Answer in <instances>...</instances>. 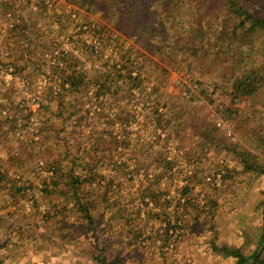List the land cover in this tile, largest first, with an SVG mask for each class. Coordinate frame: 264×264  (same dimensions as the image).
I'll list each match as a JSON object with an SVG mask.
<instances>
[{"label":"trees","instance_id":"16d2710c","mask_svg":"<svg viewBox=\"0 0 264 264\" xmlns=\"http://www.w3.org/2000/svg\"><path fill=\"white\" fill-rule=\"evenodd\" d=\"M18 1L0 0V25H5V36L10 39L0 71L10 76L12 87L5 96L7 104L0 109V115L12 136L22 139L21 148H38L36 163L42 171L40 185L36 186L38 194L47 198L46 203L53 197L67 196L71 201L70 210L74 208L85 216L83 223L102 225V246L97 244L99 239L94 235L96 243L92 247L103 254L106 246L113 243L118 248L115 254H119L107 262L102 259V263L125 264L128 256L124 245H133L138 237V246L145 245L159 232L161 236L153 244L158 245L163 264L171 263L162 252L163 247L167 248L173 237L181 235L186 227L196 226L200 219L207 217L204 208L196 214L199 206L189 195L193 191L192 180L184 184L173 208L169 206L173 200L169 190L142 181L139 196L149 200H144L143 204L148 206L150 202L163 209L165 224L150 235H134L125 242L123 235L130 234L136 227L134 223L139 213L128 211L130 207L117 212L121 204L117 198L111 202L108 193L111 185L117 186L122 180L128 181L127 192H134L136 173L147 180L150 175L160 178L172 171L176 166L172 150L184 148V135L198 137L197 140L209 148L237 153L246 171L264 169L263 158L231 142L199 113L192 104L196 92L187 90L192 96L186 108L192 113H183L185 108L180 106V97L167 95L171 103L167 98L160 101L169 69L175 67L178 56L191 67L204 48L208 51L221 41L220 49L224 53L229 51L231 57L235 55L242 63L253 53L248 47L251 41L263 40L264 43V0H64L80 11L76 12L77 20L71 17L73 9L60 0H35L24 11L39 13L46 2L59 5L60 12L57 10L41 28H33L35 24L29 17L15 11ZM122 36L132 43L121 39ZM234 42L239 44L235 52L230 50ZM80 44L81 55L74 48ZM133 44L158 60L145 61L147 65L139 61ZM149 69L156 75L153 82L145 76ZM142 74L144 76L140 77ZM248 76L254 78L241 75L231 81L236 98L262 93L258 84L264 77V69L252 68ZM80 100H86L89 106L79 107ZM92 106L98 116L108 117V112L111 113L117 126L115 131L105 133L102 128L98 130L96 124L90 128L81 125ZM139 117H150L156 126L131 131L132 122H137ZM255 119L244 118L240 122L242 129L248 131V124ZM182 120L187 121L186 128L180 126ZM154 148H159V156L152 161L149 159H154ZM41 152L43 156L39 155ZM142 154L145 162H142ZM94 158L102 159V164L89 163ZM203 170L198 172L203 173ZM8 173L0 166V191ZM209 175L210 181L216 177L213 173ZM218 175L219 181L226 178L224 173ZM98 176L100 178L96 179ZM206 176L202 182L206 181ZM94 180L96 183L102 180V188H97L95 200L85 199V193L92 191L85 185ZM31 186L30 182H22L16 186V191L23 197L27 191L34 198ZM181 197H184L182 203ZM49 210L43 211L48 219ZM210 210L214 214L215 206L211 205ZM91 213L98 218L93 221ZM151 214L146 213L147 219ZM111 223L115 224L112 230L107 226ZM118 225L122 226L120 231ZM263 238L262 234L259 244ZM157 240L160 244H156ZM146 246L151 245L146 243ZM257 249L249 256L238 247L224 246L222 251L225 256L233 257L235 264H241L254 256ZM88 253L98 256L94 250L89 249ZM252 264H264V249Z\"/></svg>","mask_w":264,"mask_h":264},{"label":"rangeland","instance_id":"374dc122","mask_svg":"<svg viewBox=\"0 0 264 264\" xmlns=\"http://www.w3.org/2000/svg\"><path fill=\"white\" fill-rule=\"evenodd\" d=\"M34 2L35 0H20L16 4L17 7L15 6V11L29 17L30 22L35 24L33 28H41L43 24L49 22L50 17L59 9V5H51L50 2H46L44 7L38 10L39 13L24 11ZM60 2L73 9L71 17L77 20L76 12L80 11L73 7L69 1L60 0ZM94 18L100 20L98 16ZM4 26V24L0 25V58L2 60L0 68L2 69L4 65L2 57L6 56L8 45H10V39L5 36ZM121 39L125 40L126 38L122 36ZM126 40L132 43L129 39ZM133 45L136 58L139 61L154 62L158 60L156 56L146 52L138 45ZM220 46H222L221 41L217 42L214 48L210 47L208 51H205L204 48V51L198 55L199 57L192 61L191 67H187L182 57L178 56L175 67L169 69L166 86L160 94V101L167 98V102L171 103L166 97L167 95L180 97V106L185 108L182 109L183 113L187 111L192 113V110L186 108V104L189 105L188 102L192 96L187 90L196 92V99L192 100V104L204 118L213 122L215 127L231 142L241 144L244 149L257 153L264 159V77L258 84L262 93L255 96L236 98L231 85V81L237 76L246 75L253 79L254 77L248 76V72L250 74L252 68L261 67L264 69L263 40L255 39L249 43L248 47L253 50V53L249 57H245L242 63L238 62L235 55L231 57L229 51L224 53ZM238 46L239 44L234 42L231 44L230 50L235 52ZM74 48L79 55L83 54L81 44ZM243 52L245 53V50ZM145 76L153 79L152 82L156 78L151 69ZM11 89L10 76L0 71V109L7 104L5 96L10 93ZM81 102L82 100L78 102L79 107L89 106L86 100ZM133 107L138 109L137 106ZM94 108L92 106L81 121V125L90 128L95 127L94 124H96L98 130L102 128L105 133L110 130L115 131L117 126L111 118V113L108 112V117L98 116ZM244 118L248 120L256 118L254 122L248 124V131H246L247 129L243 130L242 123H240ZM2 119L3 115H0V166L7 169L9 173L2 187L3 191H0V264H105L102 263V259L107 262V260H112L115 255H119L115 254L118 252V248L113 243L106 246L107 250L105 249L103 254L102 251L98 253L92 247L96 243L94 235H97L99 239L97 244L102 246V225L83 223L85 216L74 208L70 210L71 201L67 199V196H56L50 203H46L47 198L38 194L36 186L40 185L42 178V176L39 177L42 171L36 163L35 151L38 148H21L22 139L20 137L15 139L11 134V129H8L5 123L3 124ZM218 121L221 122L220 125L217 124ZM180 124L181 127L188 126L185 120L180 121ZM150 126H156L154 120H151L150 117H139L137 122H132L130 130L135 132L140 127ZM197 139L198 137L194 139L186 135L182 137L184 148L172 150L175 152L172 156L176 165L172 171L164 173L160 178L150 175L148 176L149 180L140 178L142 176L136 173L137 177L132 186L134 192H127L128 181L122 180L117 186L111 185V190L108 193L109 200L114 202L112 199L117 198L116 201L121 204L117 212L125 207H130L127 209L128 211L133 214L134 212L137 214V211L139 213L138 216L136 215L134 231L123 235L125 239L123 242H125L134 235L140 236L142 233L145 236L150 235L157 227H162L165 224L166 218L162 214L163 209L154 207V204L150 205V202L148 204L150 207L143 204L144 200H149L141 199L139 196L142 181L152 187L169 190L170 199H173L169 206L173 208L184 184L192 180L193 191L189 195L195 199L194 202L199 206L196 214H199L200 209L204 208L207 211V217L200 219V223L196 226L186 227L178 237H173L168 247H163L162 252L171 261L169 264H235L233 257L225 256L222 251L224 246L238 247L246 256H249L255 248H259L261 245L259 240L264 234L262 225L264 169L246 171L237 153L231 150L220 151L209 148ZM154 150V159L149 160L153 161L158 158L159 148H154ZM43 154L41 152L39 155L43 156ZM141 159L142 162H145L143 154ZM129 162L131 163L130 160ZM89 163L101 165L102 159L94 158ZM201 168H204L203 173L198 172ZM219 172L226 176L222 181L218 180ZM209 173L216 174L215 179L210 181ZM205 174H207L206 181L202 182ZM99 178L98 176L96 179ZM12 180L16 182L13 183ZM22 182L32 184L31 190L35 193L34 198L31 197L32 193L29 194L27 191L24 197L19 191H16V186ZM85 187L92 191H87L84 198L95 200L97 188H102V180L100 183H96L94 180ZM64 190L67 191L65 187ZM183 198H180L181 203ZM211 205L215 206L214 214L210 210ZM48 209H51L49 210V219L43 215V211ZM147 212H152L148 219ZM91 215L93 221L98 218L92 213ZM137 219L139 220L137 221ZM114 225V223L107 224L111 230ZM117 229L120 231L122 226L118 225ZM159 234L161 233L159 232ZM159 234L158 236L153 235L150 240L145 242V245L138 246L139 237L135 239L133 245H124V253L128 256L125 264H163L164 261L158 255L159 247L153 244L161 236ZM146 243L151 246H146ZM156 244H160V241L157 240ZM89 249L94 250L98 256L95 257L94 254L88 253ZM124 253L121 252L123 255ZM130 256L133 257L129 258Z\"/></svg>","mask_w":264,"mask_h":264},{"label":"water","instance_id":"95a60500","mask_svg":"<svg viewBox=\"0 0 264 264\" xmlns=\"http://www.w3.org/2000/svg\"><path fill=\"white\" fill-rule=\"evenodd\" d=\"M263 237H264V234H263ZM264 249V238H263V242L262 244L260 245V247L257 249V251L255 252L254 256L251 257L250 259H248L247 261L243 262L242 264H252L255 260V258L261 254V252L263 251Z\"/></svg>","mask_w":264,"mask_h":264},{"label":"built area","instance_id":"2783aa9c","mask_svg":"<svg viewBox=\"0 0 264 264\" xmlns=\"http://www.w3.org/2000/svg\"><path fill=\"white\" fill-rule=\"evenodd\" d=\"M217 124H218V125H220V124H221V122H220V121H218V122H217Z\"/></svg>","mask_w":264,"mask_h":264}]
</instances>
